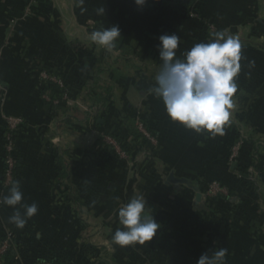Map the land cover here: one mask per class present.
<instances>
[{
    "label": "crops",
    "instance_id": "crops-1",
    "mask_svg": "<svg viewBox=\"0 0 264 264\" xmlns=\"http://www.w3.org/2000/svg\"><path fill=\"white\" fill-rule=\"evenodd\" d=\"M164 1L168 0H148L139 8L135 0H84L86 11L82 13L78 0H0L2 110L24 120L17 139L22 170L16 181L23 203L35 202L39 209L23 229H17L9 222L14 210L0 204L1 242L9 237L34 245L41 240L70 243L74 255L86 244L94 247L97 256L88 254L87 263L79 264H197L202 253L220 247L228 249L227 264H264V196L249 202H240L237 196L233 197L236 201L227 203L177 201L178 193L192 190L166 184L169 173L192 183L201 177L218 180L233 176L241 168L259 175L264 164V0H171L181 4L171 10L163 6ZM101 7L105 15L97 14ZM26 9L31 12L27 18ZM11 19L17 21L12 29ZM65 19L73 24V32L65 30ZM111 26H118L121 32L114 50L90 41L93 31ZM221 30L242 44L238 91L224 135L213 139L188 130L191 139L175 143L177 156L171 157L170 166L152 174L160 191L171 192L170 201H163V207L158 208L164 212L152 211L157 202L147 201V210L160 225L157 236L146 245L121 248L112 243V235L122 228L115 211L129 202L128 194H144L153 187L128 185L125 175L121 185L114 188L125 195L124 200L116 203L112 196L102 203L94 200L97 189L103 198L112 191L106 174L119 176L122 169L116 164L104 170L99 165L96 170L97 143L84 138L89 132L80 127L85 123L74 113L75 105L48 106L41 98L38 74L45 70L71 81L93 80L96 68L109 67L111 61L161 65V35L179 36L176 57L183 59L195 44L209 42ZM196 136L199 143L193 140ZM230 156L236 163H230ZM253 156L256 168L251 167ZM63 168L68 173L66 178L59 176ZM1 172L0 159V199L9 191L2 189ZM96 175L108 182L97 187ZM83 180L87 182L84 191L80 190ZM263 190L259 187L256 193L260 196ZM80 191L87 195L83 201H70L73 198L68 195L79 199Z\"/></svg>",
    "mask_w": 264,
    "mask_h": 264
},
{
    "label": "clouds",
    "instance_id": "clouds-1",
    "mask_svg": "<svg viewBox=\"0 0 264 264\" xmlns=\"http://www.w3.org/2000/svg\"><path fill=\"white\" fill-rule=\"evenodd\" d=\"M148 0H135L143 8ZM158 2V0H157ZM81 12L84 0H78ZM98 15H105L104 7L97 9ZM121 37L118 26L95 30L90 41L108 51L117 46ZM180 44L177 34L159 37V59L161 67L155 76V86L149 94L162 101L169 120L183 126L197 135L207 134L209 138L224 135V127L229 122L231 110L238 91L236 78L240 72L242 44L226 30L217 31L207 43H197L176 57ZM254 66V61L250 62ZM0 204L12 208L9 222L17 229H23L28 220L38 213V205L23 203V192L19 181H14L8 194L0 199ZM147 201L136 195L118 210V228L112 235V243L123 248L146 245L157 236L160 225L146 208ZM228 249L220 247L202 253L197 264H227Z\"/></svg>",
    "mask_w": 264,
    "mask_h": 264
},
{
    "label": "rangeland",
    "instance_id": "rangeland-1",
    "mask_svg": "<svg viewBox=\"0 0 264 264\" xmlns=\"http://www.w3.org/2000/svg\"><path fill=\"white\" fill-rule=\"evenodd\" d=\"M50 7H52V4ZM24 13L26 18L29 17L28 15H31L28 9H26ZM15 20L16 19H11L9 21L11 29L17 22ZM64 25L65 30L69 29V32L74 31V27L72 28L73 24L66 21V19L64 20ZM1 49L0 52H2ZM160 67L161 65H141L134 63L118 64L112 63V61L109 67H102L104 72H102L100 76L103 77L104 80H101L105 84L101 90L103 93L110 96L106 106V123L104 122L106 127L100 131L96 128L94 129L92 123L89 124L87 122L84 126L81 124L80 127H84V129L89 132L88 136L83 135L85 139L91 140L92 143H97V148L95 150L96 155H94L97 163L96 170L99 171V165L103 166L104 170L112 165L118 164L123 174L119 176L114 174V178L111 172H107L108 174H106V177L109 175L107 179L110 180L109 184L112 187V191L106 194V198L104 197L105 199L103 198L104 195L100 194V200H96L97 202L102 203L103 200L110 201V196H112L113 201L116 200V203L121 202V198L124 200L125 195L116 193L114 188L121 185V179H123L122 177L125 175H127V178L124 180L127 179L128 185H138L140 183L144 188L153 187L152 190L145 191L144 194H128V200L136 195H142L146 201L157 202V206H154V210L152 211L157 210L160 213L164 212L158 209L159 207H163V201H170L168 199V194L171 192L169 190L166 192L160 191L158 189L159 187L154 184L155 179L153 180L152 174L158 168L166 169L170 166L171 157L177 156L175 153L176 147L174 148L176 142H181L183 144L184 141H189L191 138L188 135L189 131L187 129L169 120L162 101L154 95L149 94V89L155 86V76L160 71ZM38 77L39 80H41V89L44 88V82H42V80H51L59 85L61 82H59V79L50 76L45 70H41ZM62 86L61 82L60 87ZM41 98L44 101H49V97L46 94H42ZM63 98L66 102V106L75 105L74 107H78L81 111L88 112L93 118H96V107H94L95 109L89 108L79 100H72L67 97ZM66 116L67 115H64V117ZM78 118L80 120L83 117L79 115ZM102 123L103 122H101V124ZM68 129L70 130L69 127ZM137 135H139V137H137ZM196 137L197 138H193V140H197L199 143L198 136ZM121 138L125 139V147L123 148L119 142ZM239 144L240 142L232 150V156H234V153H237ZM102 147H104V149H102ZM230 163H236V161H231V156ZM186 172L188 173V170H186ZM228 176L232 175L230 174ZM233 176L241 178L242 174L235 172ZM102 180L103 178H98L96 175L97 187L100 183H103ZM223 180L224 179H213L212 182L207 183V189L201 194V201L218 196H227L229 192L222 186L221 182H223ZM259 187L264 189V182L261 183ZM262 193L260 196L258 195L257 200H262L261 198L264 196ZM174 200L194 202L195 193L192 191L180 192L176 195ZM232 201L236 200L233 199V197L229 198L228 202ZM114 214L118 215V210L115 211Z\"/></svg>",
    "mask_w": 264,
    "mask_h": 264
},
{
    "label": "trees",
    "instance_id": "trees-1",
    "mask_svg": "<svg viewBox=\"0 0 264 264\" xmlns=\"http://www.w3.org/2000/svg\"><path fill=\"white\" fill-rule=\"evenodd\" d=\"M163 6L169 10L171 9H178L181 6L180 3L173 2L171 3V0L164 1ZM183 10V8H181ZM50 76H53L59 81L62 82V87H60L57 83L51 81V80H45L42 82L44 88L42 89V94H46L49 97V101L46 103L48 106H51L52 108H66V102L64 100V96L67 98H70L72 100H79L81 101L85 106L89 108L96 107V118H93L92 115H90L88 112L81 111L78 107H75L74 113L77 114V116L81 115L83 118L80 119V122L93 124V128L98 130H103L106 125L104 124L105 121V115L107 113V102L110 99L109 95H106L103 93L101 89H103V85L105 84L99 75L103 72V69L100 67L96 68V74L93 80H87V79H74L73 81L67 79L64 75L59 73H53L50 71H46ZM100 90V91H99ZM54 102H57V104H54ZM95 109V108H94ZM99 121L103 122L102 125L99 123ZM0 134H1V163H2V172H1V185L2 189L4 191H8L10 187L4 186V171H5V163H4V136L8 133L6 126L0 119ZM24 124V120L22 125H20L15 132H13L12 140L14 142V181H16L17 176L19 175L20 171L22 170V163L20 161V157L17 151V139L18 135L20 133V129L22 128ZM115 136V135H114ZM116 137V136H115ZM139 137V135H137ZM117 139V138H116ZM124 140L125 139H119V142L121 144V147L124 146ZM104 145V144H103ZM105 146V145H104ZM104 149V147H102ZM64 153V152H63ZM257 161L252 157V163L251 167L256 168ZM263 167H260V173L256 177L253 173L249 172L248 168H241V170H238V174H242L241 178H235L234 176H228L223 178V182H221L222 186L225 187L228 190L227 196H218L214 198H208L204 200V202L208 204H213L216 202H224L227 203L229 198L237 196L239 198L240 202H249V201H256L258 198V194L256 193L258 191V188L261 183L264 182V164ZM62 174L59 173V176H64L65 178L68 176V173H66V168H63ZM64 178V179H65ZM231 180H230V179ZM229 179V180H228ZM213 178H205L201 177L199 180H196L195 183H193L197 188L198 191L203 194L205 190L207 189V183L212 182ZM13 181V182H14ZM102 182L107 183L108 181L103 179ZM103 183H100V186H102ZM98 185V183H96ZM80 190L83 188L86 190L87 188V182H84V180L80 183ZM80 191V197L78 199L75 198L72 194L68 195L71 198H73L70 201L80 202L82 199L87 196L86 192ZM102 194L100 190H96L95 193L92 195L94 197V200L100 199L99 195ZM103 195V194H102ZM90 195V198H92ZM30 234V231H29ZM2 240H0V244ZM26 243L24 240H11L9 244V248L3 253L1 256V262L0 264H79L80 262L88 261L86 257L89 255H92L94 257L97 256V251H95V248L86 244L84 245L79 254H73L70 251V243H65L66 245H61L49 241L41 240L39 242L35 243ZM79 256L80 259H77ZM87 263V262H86Z\"/></svg>",
    "mask_w": 264,
    "mask_h": 264
},
{
    "label": "built area",
    "instance_id": "built-area-1",
    "mask_svg": "<svg viewBox=\"0 0 264 264\" xmlns=\"http://www.w3.org/2000/svg\"><path fill=\"white\" fill-rule=\"evenodd\" d=\"M194 1H199V0H194ZM1 56H2V53L0 52V59H1ZM59 86H61V82ZM64 97L66 98V96ZM54 104H57V102H54ZM2 106H3V99L0 94V119L2 120V122L4 123L8 131V133L4 136L5 171H4V183L3 184L4 186L9 187L12 185L14 181V167H15L14 158H13L14 142L12 140L11 134L15 132L20 125H22L23 119L17 116L6 115L2 110ZM235 154L237 153H234V156H232L233 158L236 156ZM10 242L11 240L8 237L5 241H3L0 244V262H1V256L9 248Z\"/></svg>",
    "mask_w": 264,
    "mask_h": 264
},
{
    "label": "water",
    "instance_id": "water-1",
    "mask_svg": "<svg viewBox=\"0 0 264 264\" xmlns=\"http://www.w3.org/2000/svg\"><path fill=\"white\" fill-rule=\"evenodd\" d=\"M101 123V121H99ZM166 184H173V185H183L191 189L195 192V202L200 203L201 202V193L198 191V188L189 180L186 178H179L177 179L173 173H169Z\"/></svg>",
    "mask_w": 264,
    "mask_h": 264
}]
</instances>
